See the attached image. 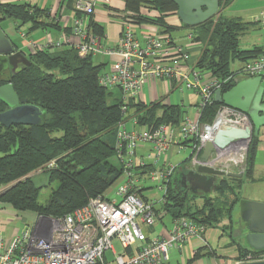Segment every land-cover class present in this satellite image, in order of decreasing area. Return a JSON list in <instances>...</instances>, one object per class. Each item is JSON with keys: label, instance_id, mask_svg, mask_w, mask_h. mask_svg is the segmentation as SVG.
Masks as SVG:
<instances>
[{"label": "trees", "instance_id": "obj_1", "mask_svg": "<svg viewBox=\"0 0 264 264\" xmlns=\"http://www.w3.org/2000/svg\"><path fill=\"white\" fill-rule=\"evenodd\" d=\"M73 1L68 0L65 7L71 6ZM230 1L220 0V7L227 6ZM124 2L123 12L132 22L156 25L163 33L173 29L165 21L177 15L178 7L172 0ZM142 9L154 11L156 15L149 17ZM48 19V10L26 3L0 4V22L13 20L18 29L29 23L34 29H45L54 25L45 22ZM91 26L96 34L105 33L97 24L92 22ZM251 26L221 15L192 28L194 42L204 45L196 68L225 80L235 74L234 63L244 64L255 59L262 47L243 51L239 42ZM28 57L32 62L28 69L15 75L10 73L8 79L0 81V86L12 83L20 100L38 107L46 116L38 126L5 127L0 124V203L19 215L32 213L37 217L63 218L86 206L91 199L104 195L119 180L123 169L110 160L117 155V130L126 119L124 106L135 109L141 126L171 124L178 127L180 124L184 112L178 106L126 104L123 96L121 100L114 99L113 94L100 85L104 66L94 64L92 57L81 58L70 47L37 50ZM235 85H228L222 92ZM225 108L218 103L207 105L201 112L200 122L211 123L217 112ZM6 109L0 102V113ZM256 145L257 136H254L246 156L245 179H250L253 172ZM52 163L54 166L50 167ZM35 174L47 175L46 187L58 184L45 205L39 203L42 187L34 181ZM230 182H236L238 190L243 179H223L213 192L225 194ZM235 196L230 204L221 203L212 196H200L204 204L199 208L191 205L199 196H190L174 182L169 187L167 204L156 212L159 220L163 213L171 220L186 217L207 228L214 227L225 219L231 220L237 192ZM259 253L241 251L239 260Z\"/></svg>", "mask_w": 264, "mask_h": 264}, {"label": "built area", "instance_id": "obj_2", "mask_svg": "<svg viewBox=\"0 0 264 264\" xmlns=\"http://www.w3.org/2000/svg\"><path fill=\"white\" fill-rule=\"evenodd\" d=\"M98 2L111 0L77 2L75 9L80 16L73 19L70 36L44 46L30 45L36 51L70 47L84 59L97 53L117 55L119 59L100 78L102 87L119 90L127 104L140 98L150 80L169 81L177 91H191L201 98L198 117L190 118L184 112L178 127L141 126L136 114L128 119L129 108L124 106L126 119L117 130L116 156L123 173L116 198L98 196L63 218L39 216L33 226L26 225L10 238L0 230V264H167L171 250H182L192 239L201 238L207 227L179 217L172 221L171 228L155 237L143 231V226L153 228L159 221L156 211L167 204L169 187L176 180L178 166L161 161L162 155L172 149L178 153L190 150L189 169L196 170L206 144L213 141L218 131L252 127L245 113L228 107L218 111L211 123H201L200 116L207 105L214 103L216 91H223L237 80L260 78L264 86V44L255 59L244 63L227 79L218 80L199 71L187 49L174 45L158 31L145 29L140 38L133 28L134 22L123 11L117 14L122 20L119 43L115 49H106L89 26ZM257 18L264 31V10ZM144 145L151 148V163L139 156ZM245 148L246 145H232L214 154L207 165L227 173L244 174ZM147 181L162 192L160 198L146 195L151 188L145 187ZM117 242L120 253L115 249ZM108 251L114 255L110 262L105 258ZM255 261H264V252L249 254L238 264Z\"/></svg>", "mask_w": 264, "mask_h": 264}, {"label": "crops", "instance_id": "obj_3", "mask_svg": "<svg viewBox=\"0 0 264 264\" xmlns=\"http://www.w3.org/2000/svg\"><path fill=\"white\" fill-rule=\"evenodd\" d=\"M79 1L88 0H74L68 8L65 7V5L68 6V0H65L64 2L61 0H0L1 5L26 3L42 10H48L50 19L45 22L48 24H54L45 29H34L30 23L23 25L27 27V32H20L21 37H30L29 40L24 42L23 46H18L9 38L4 27L7 21L0 22V29L19 50L29 56L36 52L30 43L44 46L49 42H55L61 40L63 37L70 36L73 19L77 17L78 13L75 7ZM232 2L233 0H231L227 6H223L222 10L227 8ZM124 9V0H111L110 3L98 2L95 7V14L89 18V26L92 33L98 38L100 45L104 46L106 49H115L119 43L122 32V20L117 21L114 18L118 17L117 14ZM142 13L149 17H154L156 15V12H147L146 9H142ZM221 15L223 14L221 13ZM229 19H239L243 22L240 18ZM165 21L168 26L173 28L169 33L161 32L160 27L152 24L134 23L133 27L135 26L136 29L138 28L135 31L136 33L138 31L137 34L140 38L143 37L142 34L145 29H154L158 31L161 35L170 38L174 45L187 49L190 53L191 61L197 64L204 49V45L194 42L193 29L185 27L180 22L177 15H171L167 17ZM92 22L103 28L105 33L103 35L96 34L91 26ZM243 23L250 24V26L253 24V26H259V28L262 29L257 17L254 22ZM15 26L17 27V25ZM253 26H251L250 29L253 28ZM184 29H188V31H184ZM174 33L176 34L174 35ZM256 47L261 48L262 45L255 46L254 48ZM98 57H101L100 64L98 65L104 66L103 72L109 69V66L113 61L119 59L117 55L97 53L92 56L93 62L94 59ZM243 65L244 64L240 63L239 68L235 71L241 69ZM183 70H188V67H183ZM145 88L141 92L138 100L130 102L145 105L162 104L167 106H178L183 112H186L190 118L196 119L198 117L197 111L201 98L196 93L189 91L190 94L186 95V98L189 99V107H186L182 95L187 90L179 92L169 83V81L160 82L150 80ZM159 88L162 90V95L159 94ZM174 93L178 94V103H175L172 100V95ZM134 113L135 109L129 108L128 119H130ZM171 152L172 151L165 155V162L170 163L169 159L174 155V153L170 154ZM139 156L144 161L151 163V148L147 145L142 146L139 149ZM189 156L190 155L175 166L184 168L183 163L188 160ZM117 160L119 161L118 157ZM239 179H243V184L238 190H236L238 193V200L233 207L231 220L225 219L218 225L207 228L201 238L192 239L182 250H171L170 260L167 264H238L241 262L239 260L241 251L264 252V127L260 129V133L257 136L251 178L245 179L244 175H242ZM248 186L251 188V194L246 198L242 195V192L244 188H248ZM0 207H2L1 203ZM3 212L4 211L0 209V223L5 216L10 220L12 219L11 215H7L9 213H6L4 216ZM161 218L162 219L158 221L159 223L157 222V226L155 225V228L152 229L151 233H148L151 237H155L165 229L171 228L169 223L172 224L173 220L169 218L168 223L166 219L167 216L163 213H161ZM0 229L3 230V227H0ZM154 233L155 236L152 235Z\"/></svg>", "mask_w": 264, "mask_h": 264}, {"label": "water", "instance_id": "obj_4", "mask_svg": "<svg viewBox=\"0 0 264 264\" xmlns=\"http://www.w3.org/2000/svg\"><path fill=\"white\" fill-rule=\"evenodd\" d=\"M178 7L180 22L189 28L197 27L222 13L220 0H172ZM32 65L29 57L18 50L0 29V74L8 70L12 75L28 69ZM0 102L9 110L0 113V124L38 126L45 120L44 112L36 106L28 105L19 99L12 83L0 86ZM214 103L245 113L252 124L246 129H223L216 133L212 142L206 144L201 155V165L196 170H185L178 180L192 196H210L217 184L226 178H241L208 166L214 154L226 151L232 145H246L247 149L254 136L264 127V86L260 78L236 81V85L223 93L216 91ZM185 169V168H183ZM241 264H264V261L244 262Z\"/></svg>", "mask_w": 264, "mask_h": 264}, {"label": "rangeland", "instance_id": "obj_5", "mask_svg": "<svg viewBox=\"0 0 264 264\" xmlns=\"http://www.w3.org/2000/svg\"><path fill=\"white\" fill-rule=\"evenodd\" d=\"M264 10V0H233V2L224 10H222V14L225 17L228 18H240L243 22H254L255 18L259 16V13ZM114 19H116L117 21H121L120 17H115ZM7 23L5 24V29L7 34L9 35V38L18 46H23L24 42L26 40H29L30 37H26V38H22L21 37V33L27 32V27L26 26H22L21 28L17 29V27L15 26V22L13 20H6ZM134 30H137L135 28V26L133 27ZM188 31V29H184V31ZM21 32V33H20ZM138 33V31H137ZM176 33H174L175 35ZM240 49L243 51H247V50H251L252 48H254L255 46H263L264 44V31L259 28V26H253V28H251L250 30H248L245 34H243L240 37ZM101 57H98L96 59H94V64L98 65L100 64ZM240 66V63H234L232 65L233 70L238 69ZM9 74L8 70H5L3 72L4 77L6 75ZM160 87V86H159ZM146 91V88H145ZM110 92L113 94V98L114 99H118L121 100L122 99V94L119 90H115L112 89L110 90ZM159 94L162 95V90L159 88ZM190 94L189 91H185L184 94L182 95V97L184 98V103L186 105V107H189V99L186 98V95ZM180 95V94H179ZM172 100L175 103L179 102L178 99V94L174 93L172 95ZM247 148V147H246ZM246 148L245 151L246 152ZM249 149V147H248ZM248 149H247V154H248ZM172 153H174L173 156L170 157L169 161L171 164L173 165H178L183 159H185L188 155L191 154L190 150H186L185 152H181L178 153L177 149H172L171 150ZM175 151V152H174ZM170 152V151H169ZM168 152V153H169ZM167 153H165L164 155H162L161 157V161H164V159H166L165 155ZM169 154V155H170ZM246 154V156H247ZM111 163L119 166L120 163L117 160V156L113 157L111 160ZM183 167L185 169H183L182 167L178 166V169L176 171V180H175V184L178 185L180 188L182 187L181 182L178 180L179 175L181 172L185 171V170H189V165L188 163L186 164L185 162L183 163ZM243 175V174H242ZM34 181L36 182V184L38 186L42 187L41 193H40V197H39V203L42 205H45L47 203V201L49 200L53 190H55L58 186L57 183H54L48 187H46L45 185L47 184V175L46 174H35L34 176ZM122 185L121 180H118L110 189H108V191L105 193V195L108 198H116L115 196V192L118 190V188ZM237 186L238 184L236 182H230V188L225 192V194H216V193H211L210 196H212L214 199H219V201L221 203H227L230 204L232 203L236 196V190H237ZM145 187L146 188H150L148 189L145 193L148 196H155L160 198L162 196V192H159L154 186L153 183H151L150 181H147L145 183ZM183 188V187H182ZM235 190V191H234ZM251 188L248 186L244 188L242 195L244 197H248L251 193ZM190 196H192L190 194ZM204 204V200L202 197H198L196 200L191 201V205H194L196 207H202ZM0 209L3 212L4 216L6 215V213H9L7 215H11L12 219H8L6 216L3 217V221L0 223V227H3V230H1L3 232V235L7 238H10L13 236V234H15L17 231H21L26 225L27 226H33L34 222L37 219V216L35 214L32 213H24L19 215L17 212L13 211L11 208H9L8 206H4L2 205V207H0ZM158 210H160V207H158ZM6 218V219H5ZM167 222L169 223V217L166 218ZM159 223V222H158ZM172 224L169 223V226H171ZM157 226V225H156ZM155 228V226L153 227ZM153 228H149L146 226H143V231L147 234V233H151ZM153 236H155V233L152 234ZM115 249L118 253L121 252V246L120 244L117 242L115 243ZM105 258L107 260V262L111 261L114 259V255L111 251H108L105 253Z\"/></svg>", "mask_w": 264, "mask_h": 264}, {"label": "flooded vegetation", "instance_id": "obj_6", "mask_svg": "<svg viewBox=\"0 0 264 264\" xmlns=\"http://www.w3.org/2000/svg\"><path fill=\"white\" fill-rule=\"evenodd\" d=\"M9 75H10V72H9V74H8V75H6L5 77H4V75H3V74H0V81L8 79ZM7 110H9V108H8V107H7V109H6L5 111H7ZM5 111H4V112H5Z\"/></svg>", "mask_w": 264, "mask_h": 264}, {"label": "bare ground", "instance_id": "obj_7", "mask_svg": "<svg viewBox=\"0 0 264 264\" xmlns=\"http://www.w3.org/2000/svg\"><path fill=\"white\" fill-rule=\"evenodd\" d=\"M241 147H242V146H240V147H239L238 151H241V150H240V149H241ZM236 153H237V151H236Z\"/></svg>", "mask_w": 264, "mask_h": 264}]
</instances>
